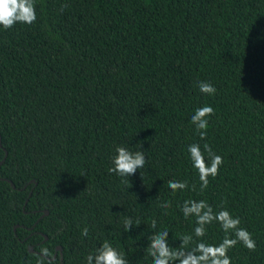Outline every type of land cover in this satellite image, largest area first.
<instances>
[{"label":"trees","instance_id":"16d2710c","mask_svg":"<svg viewBox=\"0 0 264 264\" xmlns=\"http://www.w3.org/2000/svg\"><path fill=\"white\" fill-rule=\"evenodd\" d=\"M35 8L33 24L0 27V264H37L42 247L56 264H86L105 240L128 264H152L153 219L172 247L193 234L195 217L179 207L186 199L226 208L252 234L256 250L237 243L231 264H264V0ZM200 81L215 94L200 92ZM205 105L215 114L201 140L190 117ZM193 143L223 157L203 193ZM117 146L144 152L134 176L108 171ZM167 180L189 188L174 193ZM126 216L140 222L130 232ZM223 236L214 222L198 239Z\"/></svg>","mask_w":264,"mask_h":264},{"label":"clouds","instance_id":"9594fccd","mask_svg":"<svg viewBox=\"0 0 264 264\" xmlns=\"http://www.w3.org/2000/svg\"><path fill=\"white\" fill-rule=\"evenodd\" d=\"M67 7L66 3L62 4L59 11L63 12ZM36 20L35 0H0V27L3 29L8 30L17 23L31 25ZM198 88L200 92L208 95H214L216 92V88L210 82L200 81ZM214 114V109L205 105L197 108L191 115V123L201 140L207 137L209 126L207 117ZM188 153L192 166L199 175L200 193H203L209 185V177L215 178L218 175L223 157L216 154L207 143L203 145V151L198 143L189 145ZM145 164L146 156L142 150L133 152L126 147L117 146L116 154L112 158V167L108 171L121 177H131ZM141 178L143 179L142 173ZM166 183L174 193L189 188L187 181L167 180ZM191 190L196 191L195 184L191 186ZM160 206L168 208L170 202H163ZM179 207L185 219L195 217L196 226L193 234L182 235L179 238L181 241L179 246L172 247L169 242V231L157 230V221L153 219L150 224L153 232L148 236L149 243L146 249L147 254L152 257V264H231L228 252L237 243H242L249 251L256 250V242L252 234L246 228L240 227V218L233 217L226 208L215 211L213 206L203 199H186ZM214 222L224 233L222 241L212 244L198 239L206 235V226ZM139 224L137 220L134 225L131 217L126 216L123 219L126 232H130L133 226ZM88 234V228L84 227L81 235L87 237ZM39 253L37 264H56L57 257L49 248L42 247ZM86 264H128V261L117 248L105 240L94 253L86 257Z\"/></svg>","mask_w":264,"mask_h":264},{"label":"water","instance_id":"95a60500","mask_svg":"<svg viewBox=\"0 0 264 264\" xmlns=\"http://www.w3.org/2000/svg\"><path fill=\"white\" fill-rule=\"evenodd\" d=\"M8 155V153L6 152V156ZM12 185H13V183H12ZM48 211H45V215H48ZM18 227V226H17ZM16 227V228H17ZM46 237V239H47V236H45ZM62 250V248H61V246H58L57 247V249H56V252H58V251H61ZM29 251L31 252V253H34L35 252V250H34V247L33 246H30L29 247ZM55 256H57V253L55 254Z\"/></svg>","mask_w":264,"mask_h":264}]
</instances>
